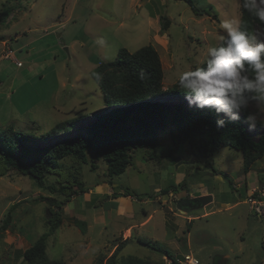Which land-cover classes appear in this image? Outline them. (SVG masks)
I'll list each match as a JSON object with an SVG mask.
<instances>
[{
    "label": "rangeland",
    "instance_id": "obj_1",
    "mask_svg": "<svg viewBox=\"0 0 264 264\" xmlns=\"http://www.w3.org/2000/svg\"><path fill=\"white\" fill-rule=\"evenodd\" d=\"M188 1L203 14H194ZM6 9L10 12L4 18ZM239 9L240 0H0V80L4 82L0 130L13 126L36 136L54 130L57 136L47 144L84 132L95 118L92 115L105 108L93 73L100 62L113 61L120 49L133 53L152 46L163 70V94L152 102L186 105L183 93L167 90L176 88L179 75L189 66H203L207 48L219 45L218 36L225 34L219 24L239 20ZM161 17L169 21L166 31L161 30ZM253 32L264 41L258 26ZM9 50L11 59H4ZM248 114L257 117L255 129L249 130L256 140L264 130V100L248 104ZM198 142L173 141L166 131L150 149L133 151L130 166L112 178L100 159L94 160L95 171L90 163L60 161L61 181L71 182L72 174L84 184L85 192L73 195L63 206L65 218L46 238L48 260L105 264L120 246L117 262L133 257L147 264H171L142 246L138 239L143 238L177 260L259 264L264 255V217L253 213L251 200L260 199L264 205V155L244 174L240 152L221 146L205 160L196 153ZM49 181L55 182V177ZM244 182L247 187L258 182L259 188L245 197ZM171 185L175 191L159 193ZM124 192L132 197H120ZM201 194L211 195L213 201L198 209L189 205L184 207L188 211L178 209L182 199ZM39 197L64 199L15 171L0 175V226L11 211L9 226L0 232V264H25L23 252L48 233L49 206ZM242 200L247 205L232 207ZM67 218L84 222L85 233ZM226 254L230 260L221 263Z\"/></svg>",
    "mask_w": 264,
    "mask_h": 264
},
{
    "label": "trees",
    "instance_id": "obj_2",
    "mask_svg": "<svg viewBox=\"0 0 264 264\" xmlns=\"http://www.w3.org/2000/svg\"><path fill=\"white\" fill-rule=\"evenodd\" d=\"M188 2L194 14L198 16L203 14L202 11L195 9L190 1ZM244 2L245 0H240L239 9L242 30H247L251 35L253 27L258 26L264 33V23L255 16L254 12H249L243 7ZM9 12L10 9H6L3 17L6 18ZM159 22L161 30L166 31L169 21L161 17ZM249 75L254 74L250 72ZM93 78L105 102V108L101 114H91L95 118L83 130L84 132L77 133L69 139L47 144L49 139L57 136L54 130L41 136L25 134L15 130L13 126L0 130V175L9 170L15 171L29 178L38 188L49 194L64 197L62 201L52 197H39L40 201L47 202L49 206L47 209L49 218L46 223L48 233L41 235L23 252L25 264H63L48 260L45 254L46 238L49 233L52 234L57 230L62 219L65 218L62 209L69 198L85 192L84 184L76 180V176L72 174L71 182L61 181L60 171L63 166L60 161L66 158L72 159L79 165L90 163L91 171L96 170L94 162L100 159L106 164L107 177L112 178L121 175L130 166L133 151L138 148L150 149L160 134L166 131L173 141L182 138L198 139L196 153L205 160L221 146L240 152L244 174H247L251 166L264 155V130L256 140L252 138L247 124L244 123L246 109L243 110L240 121L226 122L223 128H217L216 114L210 109H190L187 105L179 103L171 105L153 103L151 99L163 94L161 91L163 70L159 55L152 46L141 47L133 53L120 49L113 61L98 64ZM175 87L167 91L171 94L183 93L178 87V82ZM249 95L248 104L258 100L255 94ZM87 118L88 115L83 117V119ZM64 124L67 123H59L56 127ZM51 177H55V182L49 181ZM175 190L176 187L171 185L160 190L159 193L166 195ZM120 197L132 196L124 192ZM116 198L117 196L114 197ZM10 212L2 221L0 232L5 231L9 226ZM67 220L81 233H85L84 222L75 218H67ZM138 242L167 258L171 264H177V258L155 243L143 238H139ZM120 250L121 247L116 246L105 264H147L133 257L117 262L116 256Z\"/></svg>",
    "mask_w": 264,
    "mask_h": 264
},
{
    "label": "clouds",
    "instance_id": "obj_3",
    "mask_svg": "<svg viewBox=\"0 0 264 264\" xmlns=\"http://www.w3.org/2000/svg\"><path fill=\"white\" fill-rule=\"evenodd\" d=\"M243 7L264 23V0H245ZM219 28L225 33L218 36L219 45L207 48L203 66L181 72L178 87L188 108L212 110L216 127L223 128L241 120L249 94L264 100V41L242 30L239 20H224ZM244 123L255 129L256 115L244 116Z\"/></svg>",
    "mask_w": 264,
    "mask_h": 264
},
{
    "label": "crops",
    "instance_id": "obj_4",
    "mask_svg": "<svg viewBox=\"0 0 264 264\" xmlns=\"http://www.w3.org/2000/svg\"><path fill=\"white\" fill-rule=\"evenodd\" d=\"M4 84V82H1V80H0V87H2L1 85H3ZM251 169H252V166H251ZM251 171V170H250ZM249 173V172H248ZM262 174V172H260V175ZM263 175H264V172H263ZM260 178H262V176H259ZM244 185H246V183L244 182ZM237 187H239V186H237ZM242 187V185L240 186V188ZM259 188V183L258 182H251L250 184H249V186L247 187V185H246V188H245V197L246 196H248L253 190H255V189H258ZM263 192H264V190H263ZM207 194V193H206ZM206 194H201V196L202 195H206ZM194 197H196V196H194ZM190 199V198H189ZM262 200H264V199H262ZM241 203H244L245 205H247L246 203H245V201H241V202H236V203H234L233 204V206L232 207H237L238 205H240ZM248 213L249 214H251L250 213V211H249V207H248ZM257 218H259V217H257ZM247 219H248V217L246 218V221H247ZM261 219V218H260ZM239 240L242 242L243 240H244V237H243V234H239ZM261 244H262V249H263V251H264V237L262 236V240H261ZM230 260V256L228 255V254H226V255H223L222 256V261H221V263H227L228 261ZM259 264H264V255H263V257H262V259H261V261L259 262Z\"/></svg>",
    "mask_w": 264,
    "mask_h": 264
},
{
    "label": "built area",
    "instance_id": "obj_5",
    "mask_svg": "<svg viewBox=\"0 0 264 264\" xmlns=\"http://www.w3.org/2000/svg\"><path fill=\"white\" fill-rule=\"evenodd\" d=\"M11 55H12V52L9 50L7 53H6V56H4L3 58L4 59H11ZM16 65L17 66H20L21 64L16 62ZM259 198V196H258ZM260 199L258 200H251V205L254 206V214L257 215L259 218H263L264 217V205L259 201ZM177 264H198V261L195 260V259H191L190 257H186L184 259L181 258V259H178L177 261Z\"/></svg>",
    "mask_w": 264,
    "mask_h": 264
},
{
    "label": "water",
    "instance_id": "obj_6",
    "mask_svg": "<svg viewBox=\"0 0 264 264\" xmlns=\"http://www.w3.org/2000/svg\"><path fill=\"white\" fill-rule=\"evenodd\" d=\"M213 201V198L211 195H203L197 198H193V199H187V200H181L179 201L177 207L179 210H185L188 211V208H185V205H189L190 208L192 209H198L207 206L208 204H210Z\"/></svg>",
    "mask_w": 264,
    "mask_h": 264
}]
</instances>
